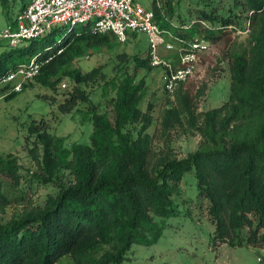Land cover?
<instances>
[{"label": "trees", "instance_id": "obj_1", "mask_svg": "<svg viewBox=\"0 0 264 264\" xmlns=\"http://www.w3.org/2000/svg\"><path fill=\"white\" fill-rule=\"evenodd\" d=\"M8 1L1 0L5 10ZM245 5L251 12L249 31L244 44L236 43L229 53V99L219 107L198 111L194 95L183 88V82L176 91V103L165 108L163 132L186 122L203 136L200 146L186 156L179 158L169 150L154 152L153 135L148 131L153 117L140 106L146 80H136V73L111 81L116 88L112 116L91 105L89 142L68 145L65 136L36 122L29 125V131L36 134L30 151L39 166L33 176L42 182L56 181L59 191L49 194L43 205L27 206L7 221L0 219V264H55L65 254L75 264H121L134 243L160 238L164 218L176 212L174 195L184 173L191 169L198 191L210 200L215 238L235 245L248 227L247 240L264 249V0H245ZM153 8L160 26L172 28L157 0ZM204 16L213 18L206 12ZM222 20L217 28L205 26L202 36L217 41L229 34L227 25L233 19ZM59 29L47 34L46 40L53 39ZM190 30L197 32L194 27ZM190 32L179 34L187 37ZM113 36L93 32L90 23L74 27L47 52L56 54L36 79L55 86L61 77L53 76L65 64L89 48L108 44ZM58 47H63L59 53ZM28 51L31 57L38 50L15 47L1 53L0 74L26 61L16 60V52L24 55ZM134 58L136 68L148 64L149 58ZM68 73L78 83L104 76L101 67L85 73L74 68ZM88 99L76 86L61 108L67 110ZM20 169L14 153L0 155L1 211L25 197L11 194L20 183ZM63 170L72 175L69 182L63 181Z\"/></svg>", "mask_w": 264, "mask_h": 264}, {"label": "rangeland", "instance_id": "obj_2", "mask_svg": "<svg viewBox=\"0 0 264 264\" xmlns=\"http://www.w3.org/2000/svg\"><path fill=\"white\" fill-rule=\"evenodd\" d=\"M23 1L27 0H9L8 9L5 10L0 0V28H5L16 17ZM138 1L148 8L153 7V0ZM157 3L173 24L171 31L179 34L190 32L192 27L196 29L197 32H190L187 38L204 35L202 29L207 25L219 27L226 17H231L232 24L240 29L241 32L227 28L229 34L212 41L207 51L209 53L183 83V88L194 95L198 111L221 106L230 96L229 53L236 43L243 45L248 36L251 12L245 0H157ZM204 12L213 18L205 17ZM191 24L190 28L184 27ZM53 30L50 29L51 32ZM66 31L67 28L61 27L54 38L48 40L47 35L23 39L16 48L39 51L56 42ZM165 38L166 43L159 46L160 56L165 60L178 58L180 41L167 33ZM168 42L173 44V48H167ZM12 48L15 47L7 40L0 39V54ZM134 55L140 59L149 58V38L143 31L129 30L127 41L113 36L108 44L89 48L53 76L61 77L55 86L46 85L35 77L13 96L11 92L5 94L0 90V155L11 152L18 157L21 179L11 194L25 195L23 200L14 201L4 211L0 210L1 220H9L27 206L43 205L49 194L59 191L56 181L42 182L33 176L39 166L30 151L36 134L29 131V125L36 122L52 133L65 136L68 145L74 141L89 142L93 130L91 105L94 103L99 111H107L112 116L111 99L116 96V88L111 81L115 79L119 82L128 73H136V80L141 77L146 80L140 106L143 110H149L153 117L148 131L153 135L154 152L169 150L172 155L181 158L200 146L202 134L186 122L177 124L166 133L162 129L161 119L165 108L176 103V91L182 84L173 91L168 90L164 84L165 65L154 66L148 59L147 65L136 68ZM29 56V51L24 55L17 52L14 55L18 61L29 60ZM95 67H101L104 76L99 75L88 82L78 83L68 73L74 68L85 73ZM64 82L66 86H63ZM76 86L81 87L89 99L79 100L64 110L61 104L71 96ZM61 175L63 181L71 180L72 175L68 170H63ZM174 197L176 212L164 218L160 238L152 243H134L121 264H264V260H259V256L264 258V249L253 246L247 240L248 227L242 230V239L235 245L215 238L216 225L209 214L210 200L198 191L194 169L184 173ZM55 264L75 262L70 254H65Z\"/></svg>", "mask_w": 264, "mask_h": 264}, {"label": "built area", "instance_id": "obj_3", "mask_svg": "<svg viewBox=\"0 0 264 264\" xmlns=\"http://www.w3.org/2000/svg\"><path fill=\"white\" fill-rule=\"evenodd\" d=\"M86 23H90L93 32L111 33L121 41L128 40L129 30L145 32L149 38L150 63L154 66L165 65L164 84L170 91L196 71L201 54L212 44L210 39L203 36L187 38L163 28L155 19L154 8H148L138 0H29L5 28H0V39L17 47L23 39H35L51 33V28L65 27L67 31L54 44L37 51L29 60L1 73L0 90L5 94L23 90L56 54L46 55L47 52L62 42L74 27ZM227 27L241 32L235 24L230 23ZM165 33L180 41L179 55L174 60H165L159 54V46L166 43ZM166 46L173 48L170 42ZM62 50L63 47H58L57 53ZM66 84L64 82L63 86ZM263 259V256H259L260 261Z\"/></svg>", "mask_w": 264, "mask_h": 264}]
</instances>
